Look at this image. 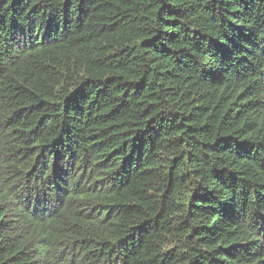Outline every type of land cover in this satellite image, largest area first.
I'll list each match as a JSON object with an SVG mask.
<instances>
[{"label": "trees", "instance_id": "1", "mask_svg": "<svg viewBox=\"0 0 264 264\" xmlns=\"http://www.w3.org/2000/svg\"><path fill=\"white\" fill-rule=\"evenodd\" d=\"M0 264H264V0H0Z\"/></svg>", "mask_w": 264, "mask_h": 264}]
</instances>
